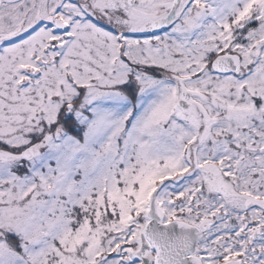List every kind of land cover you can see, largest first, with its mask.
Here are the masks:
<instances>
[{
	"label": "rangeland",
	"instance_id": "rangeland-1",
	"mask_svg": "<svg viewBox=\"0 0 264 264\" xmlns=\"http://www.w3.org/2000/svg\"><path fill=\"white\" fill-rule=\"evenodd\" d=\"M158 185L264 245V0H0V264H134Z\"/></svg>",
	"mask_w": 264,
	"mask_h": 264
},
{
	"label": "water",
	"instance_id": "water-1",
	"mask_svg": "<svg viewBox=\"0 0 264 264\" xmlns=\"http://www.w3.org/2000/svg\"><path fill=\"white\" fill-rule=\"evenodd\" d=\"M55 26L62 28L63 24L56 20ZM211 66L217 73L235 72L239 67V58L236 55H219ZM159 187L152 190L148 197V221L140 234L142 246L135 256L139 257L140 264H151L148 258L140 254L148 247L144 245L147 241L155 252L153 264H202L193 255L199 228L181 220L163 222L164 213L156 199Z\"/></svg>",
	"mask_w": 264,
	"mask_h": 264
},
{
	"label": "flooded vegetation",
	"instance_id": "flooded-vegetation-1",
	"mask_svg": "<svg viewBox=\"0 0 264 264\" xmlns=\"http://www.w3.org/2000/svg\"><path fill=\"white\" fill-rule=\"evenodd\" d=\"M245 194L247 198L250 197L247 192ZM244 211L246 212V223L244 226L236 225L233 236H205L203 228L197 225L200 229V235L195 243L193 255L197 256L201 260L202 264H210L209 259L214 255L216 250L221 251L223 246L226 247V249L228 248L229 255L233 258L235 264H242V262H245L246 264H264V257H261V260L257 261V257L259 255H263L264 253V245H255L254 237L251 236L250 223L252 221V212L249 208ZM261 215L264 218V212H262ZM139 248L140 245L137 249L132 250L131 259L128 258V261L125 262L133 261L134 264H140L139 257L135 256V253L139 250ZM140 254L142 257L148 258L149 261L153 263L154 250L151 246L146 247ZM125 258L127 257H124V259ZM216 263H220V260H217Z\"/></svg>",
	"mask_w": 264,
	"mask_h": 264
},
{
	"label": "trees",
	"instance_id": "trees-1",
	"mask_svg": "<svg viewBox=\"0 0 264 264\" xmlns=\"http://www.w3.org/2000/svg\"><path fill=\"white\" fill-rule=\"evenodd\" d=\"M216 55H217V54H216ZM216 55H215V56H216ZM213 58H214V57H213ZM213 58H212V59H213ZM21 147H23V145H22ZM215 164H216V162H215Z\"/></svg>",
	"mask_w": 264,
	"mask_h": 264
}]
</instances>
